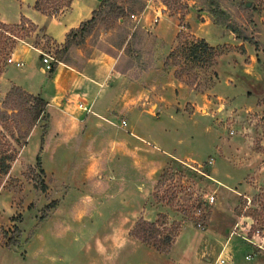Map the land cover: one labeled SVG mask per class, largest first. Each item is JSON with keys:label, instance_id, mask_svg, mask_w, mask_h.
<instances>
[{"label": "rangeland", "instance_id": "1", "mask_svg": "<svg viewBox=\"0 0 264 264\" xmlns=\"http://www.w3.org/2000/svg\"><path fill=\"white\" fill-rule=\"evenodd\" d=\"M92 18L64 55L28 26L0 39V264H264V0H106ZM200 41L214 50L196 61L183 50ZM31 52L114 59L104 119L55 102L34 122L2 88ZM141 220L181 225L168 252L133 236Z\"/></svg>", "mask_w": 264, "mask_h": 264}, {"label": "crops", "instance_id": "2", "mask_svg": "<svg viewBox=\"0 0 264 264\" xmlns=\"http://www.w3.org/2000/svg\"><path fill=\"white\" fill-rule=\"evenodd\" d=\"M35 1L30 11L26 12L25 17L39 27L40 33L59 46L65 43L67 34L71 30L79 28L82 23L92 19L94 12L102 2V0H74L68 11L52 18L34 10ZM22 16H19L18 21H9L0 13V21L7 25H17ZM23 64L24 66L21 68L11 66L2 82V88L6 87L9 82V84L43 99L48 104L47 108H53L55 102H60L59 109L69 115L75 113L79 116L77 118L80 123H85L93 117L104 119L107 105L112 101L116 88V84L111 82L116 74L114 59L95 52L83 69L77 70L59 63L52 74H47L44 71L43 61L41 62L34 52L29 54ZM35 72L48 77L47 83L43 80V83L38 85L35 81ZM83 108H87L89 112L84 111ZM122 121L111 123V125L117 129H124ZM36 130L37 127L34 131ZM229 245L230 242L227 247Z\"/></svg>", "mask_w": 264, "mask_h": 264}, {"label": "trees", "instance_id": "3", "mask_svg": "<svg viewBox=\"0 0 264 264\" xmlns=\"http://www.w3.org/2000/svg\"><path fill=\"white\" fill-rule=\"evenodd\" d=\"M73 1L74 0H36L35 5H34V10L42 13L43 15L53 18V17H57L65 13L66 11H68L72 6ZM105 1L106 0H102L100 7L104 5ZM93 21H94V18H92L91 20L85 23H82L79 28L71 30L67 34L66 41L63 44L64 46L61 48L62 50H59L58 54L59 55L66 54L68 50L70 49V45H71L70 40L72 39V37L78 33L85 34L88 31V27L92 24ZM1 25H2L3 34H1L0 39L6 37L4 34L9 33L11 35H14L15 33L19 32L18 30L25 29L26 26L29 27V30H28L29 32L41 31L39 30V27L35 23H33L31 20H29L25 16L21 17V21L17 25H7V24H1ZM44 38L47 39L49 43L53 42L50 38H48L45 35H44ZM177 50L180 51V48H178ZM213 50L214 49L210 47L208 43H206L205 41H200L198 43L193 44L190 48H185L183 51L184 53L188 52V55H187L188 57H191L194 60L199 61V60L204 59V57L210 51H213ZM59 62L64 63L67 66H70L65 61L59 59V61L53 65V69L50 72V74H52L55 71ZM14 90L18 93H21L31 102H34L31 110H33V113H34V122H37V120L45 112L48 104L43 99L31 95L19 87H15ZM10 159L14 160V157L9 156L7 158H2L0 160V163L2 164L1 166L2 173L4 175H7L9 172L10 167L8 164H6V162L7 160H10ZM163 225L164 223L160 220L154 223L148 222L146 220H141L136 225L134 232H133V236L136 239L140 240L141 242L153 246L158 252L166 253L172 248L176 238L178 237L180 229H181V225L179 223H175L170 230L162 231L161 227Z\"/></svg>", "mask_w": 264, "mask_h": 264}, {"label": "built area", "instance_id": "4", "mask_svg": "<svg viewBox=\"0 0 264 264\" xmlns=\"http://www.w3.org/2000/svg\"><path fill=\"white\" fill-rule=\"evenodd\" d=\"M42 54H43V56H44V58H43V64H44L43 68H44V71H45L47 74H50V72H51L52 69H53V65H54V63H55V62H58V61H56V60H55L54 58H52V57H49V56L45 55L44 53H42ZM23 66H24L23 62H18V63L16 64V67H18V68H21V67H23ZM80 107L82 108V106H80ZM83 110L86 111V112H89V110H87V108H83ZM122 124H123V125H126V121L123 120V121H122ZM214 201H215V197H214V196H209V197H207V202H208V203L213 204ZM196 213H197V215H201V214L203 213V210H202L201 208H198V209L196 210ZM199 226L201 227V224H199ZM221 264H224V261H222Z\"/></svg>", "mask_w": 264, "mask_h": 264}, {"label": "water", "instance_id": "5", "mask_svg": "<svg viewBox=\"0 0 264 264\" xmlns=\"http://www.w3.org/2000/svg\"><path fill=\"white\" fill-rule=\"evenodd\" d=\"M247 6L249 7L250 6V3Z\"/></svg>", "mask_w": 264, "mask_h": 264}]
</instances>
